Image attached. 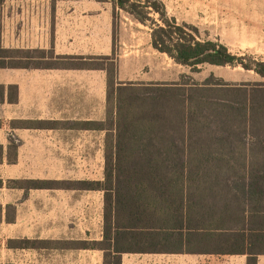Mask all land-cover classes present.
<instances>
[{
	"label": "trees",
	"instance_id": "16d2710c",
	"mask_svg": "<svg viewBox=\"0 0 264 264\" xmlns=\"http://www.w3.org/2000/svg\"><path fill=\"white\" fill-rule=\"evenodd\" d=\"M97 1L113 5V41L123 13L149 26L155 50L192 72L205 64L239 65L262 81L229 86L211 76L203 84L121 82L114 53L96 58L90 66L106 73L103 121L12 120L9 127L103 131L102 180L17 178L7 187L22 190L23 199L34 189L101 191L102 238H8L6 248L93 249L102 252V264H121L123 253L195 252L241 254L246 264H257L264 253V157L246 153L253 145L264 147V60L245 62L218 41L198 39L197 28L169 16L162 0ZM45 57L0 42V69L60 65ZM70 59L66 65L89 66ZM16 101L17 86L0 84V105ZM7 141V155L0 145V163L14 164L19 141L12 132ZM225 172L233 176H221ZM5 220L13 222L7 214Z\"/></svg>",
	"mask_w": 264,
	"mask_h": 264
},
{
	"label": "rangeland",
	"instance_id": "374dc122",
	"mask_svg": "<svg viewBox=\"0 0 264 264\" xmlns=\"http://www.w3.org/2000/svg\"><path fill=\"white\" fill-rule=\"evenodd\" d=\"M5 1V0H4ZM169 16L197 28L201 40L218 41L245 62L264 60V0H162ZM1 14V13H0ZM156 18V15H154ZM150 28L120 13L115 26L113 55L121 82H193L222 79L229 86L262 81L241 66L205 64L198 71L176 64L151 45ZM15 75L0 70V80ZM13 107L0 105V145L7 155L11 132L7 115ZM3 120V121H2ZM18 161L0 163V263L102 264V253L93 250L8 249V238L100 239L102 192L58 189L23 191L8 188V179H102L104 135L101 132L18 131ZM225 146V145H224ZM243 154L247 148H238ZM226 150V146H225ZM248 155L264 157V147L253 145ZM11 159V158H10ZM221 176H233L222 173ZM11 204L15 210H7ZM6 214L13 222L7 223Z\"/></svg>",
	"mask_w": 264,
	"mask_h": 264
},
{
	"label": "crops",
	"instance_id": "0c3cea01",
	"mask_svg": "<svg viewBox=\"0 0 264 264\" xmlns=\"http://www.w3.org/2000/svg\"><path fill=\"white\" fill-rule=\"evenodd\" d=\"M0 13V42L3 47L12 50L43 51L46 57L42 60L56 61L60 64L50 68L0 69L15 75L6 81L0 80V84L17 86V101L4 103L13 107L6 117L8 126L12 120L61 123L103 121L105 118L106 73L90 64L96 62L98 57L110 56L113 53L112 3L97 0H5L0 4ZM69 58H73L70 60H76L79 64L86 62L89 66L66 65ZM27 130L101 132L104 135L103 131L92 127L10 129L11 132ZM15 136L19 141V149L22 140L16 134ZM246 263V255L241 254L123 253L121 256V264ZM257 264H264V253L257 255Z\"/></svg>",
	"mask_w": 264,
	"mask_h": 264
}]
</instances>
